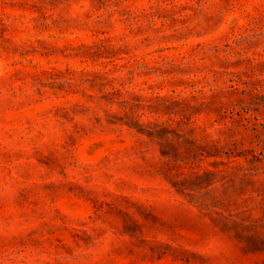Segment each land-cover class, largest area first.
I'll return each instance as SVG.
<instances>
[{
  "label": "rangeland",
  "instance_id": "rangeland-1",
  "mask_svg": "<svg viewBox=\"0 0 264 264\" xmlns=\"http://www.w3.org/2000/svg\"><path fill=\"white\" fill-rule=\"evenodd\" d=\"M0 264H264V0H0Z\"/></svg>",
  "mask_w": 264,
  "mask_h": 264
}]
</instances>
